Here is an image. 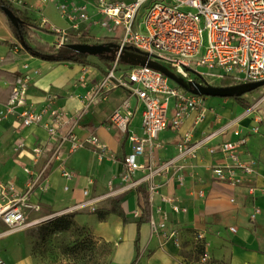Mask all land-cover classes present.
Segmentation results:
<instances>
[{"label":"crops","instance_id":"crops-1","mask_svg":"<svg viewBox=\"0 0 264 264\" xmlns=\"http://www.w3.org/2000/svg\"><path fill=\"white\" fill-rule=\"evenodd\" d=\"M9 1L26 11L39 28L50 26L76 36L71 24L53 4H43L41 0H20L22 4L18 0ZM42 35L50 45L54 43V35ZM18 45L8 18L0 12V112L10 100L13 78L27 74L32 76L27 104L38 113L45 110L39 125L21 126L18 114L22 108L2 123L0 200L4 184H12L18 194H25L29 181L25 167L39 171L49 165V190L45 193L37 190L29 198L39 208L34 223L47 220L53 213L74 211L77 224L87 225L95 235L117 243L116 264H134L136 258L140 260L137 264H184L179 247L191 237L189 232L203 238L211 258L228 264H264V87L243 97L251 103L248 110L234 100L204 97V119L198 121L197 114L193 113L179 130L170 127L164 130L158 140L161 149H147L139 159L147 170L136 172L125 183L121 176L130 144L109 122L114 110L126 99L125 91L111 92L75 129L80 141L95 135L113 153L114 159L101 160L97 147L86 144L64 161L51 160L56 139L49 136L44 126L49 124L52 110L73 114L82 109L83 95L111 64L100 58L98 63L90 59L85 64L51 63L32 57ZM86 67L89 85L83 87L78 81ZM35 70L39 73H34ZM131 104L136 111L132 129L141 136L143 107L136 99H131ZM254 126L260 128V133H252ZM237 131L247 137L240 158L253 165L255 174L250 181L231 186L218 182L213 175L212 168L220 158L211 156L209 149L238 140ZM190 133L192 137L185 143ZM180 144L184 151L195 148L189 153L181 152ZM37 148L45 152L39 164L33 161V151ZM63 170L73 173L74 177L67 180ZM141 187H145L149 198L148 220L143 219L140 208L138 189ZM250 187H254V195L249 193ZM165 199H173L174 205L184 211L175 213ZM113 206L118 207L117 212H111ZM254 208L261 211L255 222L250 219ZM92 209L105 213V219L99 221ZM139 210L142 214L135 216ZM28 212L31 210L25 214ZM236 221H249L252 227L241 236L237 227L228 226ZM172 232L176 233L175 237L170 236ZM0 260L6 264H35L28 252L22 225L13 228L0 222Z\"/></svg>","mask_w":264,"mask_h":264},{"label":"built area","instance_id":"built-area-1","mask_svg":"<svg viewBox=\"0 0 264 264\" xmlns=\"http://www.w3.org/2000/svg\"><path fill=\"white\" fill-rule=\"evenodd\" d=\"M41 2L53 4L61 17L71 24L76 37L90 40L94 44L101 40H110L118 46L111 67L83 95L82 109L73 114L59 109L51 111L49 124L44 125L49 136L56 139L51 160L64 161L68 155L86 144L97 147L101 160L106 157L114 159L113 153L95 135L80 141L75 129L93 107L116 90H123L127 94L109 119L110 124L124 134L130 144V153L124 159L125 172L121 176L125 183L130 182L136 172L147 170L144 164L139 163V159L145 155L147 149H161L158 140L164 130L168 127L174 131L179 130L193 113L197 114L198 121L204 119L206 108L203 98L183 89L175 80L148 65L122 64L121 59L127 48L136 49L143 55L146 54L149 60L161 63L188 87L193 82L201 86L218 87L225 79L234 81L235 85L264 80V0ZM18 3L22 4L20 0ZM44 29L54 33L53 46L60 48L68 44L70 35L66 31L50 26ZM93 29H99L103 35L97 37L92 34ZM120 64L123 65L122 68ZM203 67L206 70L201 72L199 69ZM88 70V67L83 69L78 81L83 87L89 85V78L86 76ZM34 73L38 74L39 71L35 70ZM192 73L198 75L197 80L192 79ZM31 80L30 74L18 78L8 104L0 112V127L20 108L22 111L18 117L21 126L31 127L42 122L45 110L38 113L27 104L26 94ZM131 99H136L143 107L141 136L132 129L136 111L132 109ZM251 131L258 134L260 128L254 126ZM236 134L239 136L238 140L223 142L209 149L211 156L220 158L212 168L213 175L218 182L231 186L250 181L255 174L253 165L240 158L247 144V137L238 131ZM191 137V133L187 135L185 143ZM178 148L181 152L185 149L182 144ZM194 148L184 152L189 153ZM44 154L41 148L35 149L34 163L39 164ZM48 166H43L39 171L24 168L29 177L24 195L18 194L12 184L4 186L0 200V222L8 227H19L25 222L26 211L39 210L29 198L37 190L40 193L49 190ZM62 174L67 180L74 177L73 173L66 170ZM249 193L255 194L254 187L249 188ZM165 201L171 203L175 213L184 211L180 206L174 205L173 199ZM260 213L259 208H254L250 219L255 222ZM141 214L142 210H139L135 216ZM166 219L167 215L164 213V220ZM231 230L235 232V229ZM170 236L175 237L176 233L172 232ZM0 264L6 263L0 260Z\"/></svg>","mask_w":264,"mask_h":264},{"label":"rangeland","instance_id":"rangeland-1","mask_svg":"<svg viewBox=\"0 0 264 264\" xmlns=\"http://www.w3.org/2000/svg\"><path fill=\"white\" fill-rule=\"evenodd\" d=\"M99 31V29H93L92 34L100 37L103 32ZM36 36V40L49 44L47 42L48 38L45 39L42 34L39 33ZM90 60L98 63L96 57H91ZM119 66L123 67L122 64ZM199 70L203 72L206 68L203 67ZM191 77L193 80L198 79V75L194 73ZM36 212L37 210H31V212L26 213L25 222L22 224L28 252L34 259L35 264H116L117 243L95 235L87 225L77 224L75 217L69 219L72 223L69 230L60 231L56 229V220L65 219L71 215L75 216L74 211L65 210L53 213L48 215L50 218L47 220L35 224ZM94 212L98 215L99 221H102L100 215L106 216L101 210ZM228 226L237 227L241 236L245 232H249L252 227L249 221L245 223L236 221L228 224ZM230 231L234 233L232 230ZM189 234L191 237L183 241L179 247L184 264H228L223 260L209 257L203 238L191 232ZM202 244H204L206 250L205 257L197 249ZM139 261L136 258L134 264L139 263Z\"/></svg>","mask_w":264,"mask_h":264},{"label":"trees","instance_id":"trees-1","mask_svg":"<svg viewBox=\"0 0 264 264\" xmlns=\"http://www.w3.org/2000/svg\"><path fill=\"white\" fill-rule=\"evenodd\" d=\"M8 8L10 9L18 18H19V24L17 27H15L8 19V22L10 24V28L13 31L17 41L18 46L23 48L28 54H30L32 57H35L37 59L51 62V63H63V62H70V63H79V64H85L91 57L78 54L66 47V45L57 48L53 45H50L48 43H42L39 40H36V35L40 32L42 34L47 35H54V33L50 32L47 29L39 28L36 24H34V21L31 17L28 16L27 12L15 7L9 0H0V12L4 14L2 11V8ZM92 42L90 40L79 38L76 36H69L68 44H91ZM93 42L92 44H94ZM98 44L104 43V44H114V42L110 40H101L97 42ZM102 61L111 64V60L107 59H101ZM122 64H124L122 62ZM125 65V64H124ZM20 76H16L13 78V84L11 86V95L13 92V89L16 85V82ZM235 85L234 81L230 79H225L220 82V86H233ZM258 91V90H257ZM256 92V91H255ZM11 97V96H10ZM235 102H237L242 108L248 110L251 107L250 102H246L243 97H234L233 99ZM138 194L140 196V208L143 210V219L148 220L149 216V198L145 193V187H141L138 189ZM118 207L113 206L111 209V212H117ZM105 214V213H104ZM74 215L68 216V218L65 219H58L56 220V229L60 231H67L70 229L72 223L69 219H73ZM100 219L104 220L105 216L100 215ZM124 224H127V221L124 220ZM199 252L205 257L206 250L204 249V244L199 246L197 248Z\"/></svg>","mask_w":264,"mask_h":264},{"label":"water","instance_id":"water-1","mask_svg":"<svg viewBox=\"0 0 264 264\" xmlns=\"http://www.w3.org/2000/svg\"><path fill=\"white\" fill-rule=\"evenodd\" d=\"M2 11L9 19V21L17 27L19 24V18L8 8H2ZM66 47L78 54L96 57L100 59L114 60V55L118 50V46L115 44H67ZM121 61L126 65L131 66H144L161 71L164 75L175 80L183 89L192 92L194 95L204 98H223L233 99L234 97H244L249 93H253L264 87V80L261 82H248L247 84H236L233 86H201L197 82H193L188 87L184 84L176 75H173L165 66L161 63L154 62L148 59L146 54L140 53L133 48L125 49V53L122 56Z\"/></svg>","mask_w":264,"mask_h":264}]
</instances>
